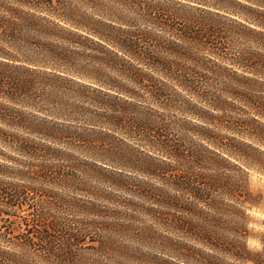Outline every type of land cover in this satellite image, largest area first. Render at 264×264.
Segmentation results:
<instances>
[{
    "label": "trees",
    "instance_id": "trees-1",
    "mask_svg": "<svg viewBox=\"0 0 264 264\" xmlns=\"http://www.w3.org/2000/svg\"><path fill=\"white\" fill-rule=\"evenodd\" d=\"M82 1L99 17L80 11L73 0H0V65L15 71L41 72L60 83L72 82L78 87L71 90L73 95L55 102L62 104V116L73 119L91 114L114 132L142 138L157 156H144L143 151L132 146L131 150H126V146L123 151L113 150L104 138L79 134L70 126L52 121L35 123L0 115L6 127L27 130L49 141L48 144L0 128V145L22 157L17 159L0 149V177H4L0 178V264H34L33 255L40 256L46 264H108L112 259L129 264L140 257L138 248L131 243L140 242L144 236L136 214L150 210L139 203L140 199L187 215H164L166 226L184 230L186 238L196 244L177 241L170 245L187 264H231L230 260L263 264L260 252L249 248L252 235L247 229V217L236 206L244 202V185L232 174L186 177L181 169L208 163L216 169L229 170L230 161L212 158L208 149L201 151L186 138L175 140L168 136L165 132L169 126L152 113L153 105L173 107L184 91L191 101H196L190 105H201L200 109L204 105L225 111L237 98L251 101L243 90L249 88L252 78L240 74L238 79L234 72L227 79L218 61L235 62L257 75L264 74V60L229 57L224 36L214 27L228 19L247 33L264 36V31L258 30L264 29V11L243 5L259 17H243L244 22H240L221 13L239 14L227 7L191 0L198 7L184 5L199 11V15L186 18L183 25H171L157 15L158 3L119 1V13H114V8L103 0ZM228 1L242 5L238 0ZM171 2L176 4L175 0ZM153 28L164 30L171 37L165 39ZM66 74L82 80L70 79ZM33 87L34 80L24 81L18 75L12 78L0 71L2 99L16 102L23 90ZM77 98L101 111L70 103ZM190 112L211 124L224 121L222 115L210 111L207 116ZM90 118L87 120L95 121ZM206 131L209 133L204 138L215 145L222 142L209 128ZM68 139L79 141L89 151L100 150L107 158L104 161L157 179L160 185L103 167L109 173L102 180L105 186L128 192L133 198L122 199L103 187L92 191L93 199L79 206L58 191L36 186L41 182L74 190L84 184L72 173L73 166L53 162L67 159L68 153L54 145H62ZM121 142L130 147L124 140ZM177 191L188 194L189 201L182 202ZM61 205L77 207L91 219L73 228L54 214ZM121 238H127L128 243ZM260 240L264 242V235ZM87 248L96 257L85 255Z\"/></svg>",
    "mask_w": 264,
    "mask_h": 264
},
{
    "label": "rangeland",
    "instance_id": "rangeland-1",
    "mask_svg": "<svg viewBox=\"0 0 264 264\" xmlns=\"http://www.w3.org/2000/svg\"><path fill=\"white\" fill-rule=\"evenodd\" d=\"M103 1L106 3L108 2L110 7L114 8L112 10L114 13H119L118 10H116L118 8L116 4L117 2H128L127 0ZM139 1H142L146 4L158 3L160 11L157 12V15L159 17H164L171 25H176L177 23V25H183L186 23V18H189L193 15H199V11L184 5V3H188L197 6V3L192 2L191 0H175L176 4L172 3L171 0ZM195 1H199L207 5H219L222 7H227L230 9V11H235L239 14H228L226 11H221V13L233 19H237L240 22H244L243 17H251L253 19L259 17L258 14L251 12L243 5H248L249 7H253L256 10L261 9L264 11V0H238L240 3H242V5L232 3L228 0ZM73 4L80 11L87 12L96 18L99 17V15L93 14V10L87 5L85 1L73 0ZM206 8L212 9L211 6H206ZM37 14L44 16V14L41 13ZM138 25L140 26V23ZM214 28L217 32L224 36L223 41L227 48V52L229 53V57L236 59L239 56H245L250 58L251 61H257L259 60V57H261L262 60H264V36H260L256 33H247L248 31H245L239 24L231 22L228 19H222L220 25ZM153 30L165 39L171 37L169 33L164 30H160L159 28H153ZM258 30L264 31L262 28H259ZM78 49L82 50L81 47H78ZM218 62L219 66L222 67V71L226 75L227 79L235 74L234 72L238 74V79L240 78V74H246L252 78L253 81L247 80L249 88L243 90L246 92V95L250 96L252 102L244 98H237L232 101L234 103L225 109V111H216L209 106L204 105V109H200L201 105H190L191 102L196 104V101H191L192 98L190 95L184 91L180 94L181 97L177 102H175L173 107L162 108L153 105V110H155V113L153 111L152 114L159 121L162 120L169 126V129L165 132V134L168 136L174 138L175 140H182L186 138L191 143V145L197 146V148H199L201 151L208 149L209 151L207 153L212 156V158L216 157L219 159L223 157L230 161V163L227 164V168L229 170L216 169L215 167L210 166L208 163L201 166L194 165L191 166L190 169H187L186 167H181V169L185 170L184 172L186 177L196 176L202 173L232 174L236 177V180H238L241 185H244V190L242 191V199L244 202L241 205L236 206L241 209L247 217V229L252 235L248 240L249 248L254 252H260L261 261L264 264V242L260 240L264 235V74L256 75L250 73L248 72L249 70H247L250 68L238 66V64H234L235 62L228 60L225 62ZM0 71H6L7 75L12 78L18 75L24 79V81H35V87L28 88L26 92L23 90L16 102H10L0 98V115H12L35 123H41L43 120L52 121L53 123L59 125L70 126L72 131H75L79 134H91L93 136L104 138L107 146L110 148L113 147V150L123 151L121 149H125V146L127 147L126 150H131L132 146L134 148L136 147L140 151H143L144 156L146 154L157 156L154 152H151L148 144H146L142 138H128L125 134L114 132L110 130L104 122H101L100 118H93V115L91 116V114H89V116L83 114L81 116H76L78 118L73 119L62 116L60 112L62 113V111L65 110H63L62 104H57L55 102H62V100H66L68 96L73 95L72 91L78 89V87L73 85L72 82L60 83V81L54 79L53 76H48L41 72H31L23 69L15 71L10 68H5L2 65H0ZM65 76L74 80H82L81 78L71 74H66ZM90 94L91 96H96V93ZM70 103H74L76 105L80 104L83 108L90 106L88 103H81L78 98L77 100H72ZM143 105L148 106L147 102H144ZM90 108H92L94 111H101L96 107L90 106ZM190 111H195V113H200L204 116H207L213 112L215 114L222 115L224 117V121L221 123L215 121L214 124H211L209 120L199 118ZM87 118L95 119V121H89ZM0 128L49 144V141H45L40 137L31 135L27 132V130L6 127L4 123L1 122V120ZM206 128H209L212 133H214V135L217 134L222 142H218V145H215L204 138L209 133L206 131ZM121 140H124L126 143H128L130 147L128 145H124ZM54 146L61 148L63 151L67 152L68 155L67 159L65 160L53 162H55V164L58 166H73L71 169L72 173L76 175V177H78V179L84 184L80 186V188L74 190L60 188L54 185H46L41 182H38L36 186L43 187L46 190L58 191L64 198L73 200L78 206L87 204L89 200L93 199L91 192L103 187L108 189L110 192L116 193L122 197V199L133 198L128 192L116 191L108 184L105 186L102 180L107 179L109 173L103 170V167H108L109 169H113L116 172L122 170L124 172L123 174H130L131 176L140 180L149 181L155 186L158 184L160 185V182L157 179H151L129 168L112 164V162H106V160L104 161V159L107 158L103 156V152L100 150L89 151L84 144L80 143L79 141H74V139H68L62 145L57 144ZM230 147H233V150H229ZM0 149L3 150L4 153L12 155L17 159L22 158L1 145ZM228 153H231L232 156ZM177 193L179 196H181L182 202L189 201L190 196L188 194H184L181 191H177ZM220 198L224 199L228 203H232L226 197H221L220 195ZM135 200L137 199L135 198ZM138 201L139 200H137V202ZM252 201L257 204L252 205L250 203ZM139 203L144 208L146 207L150 210L148 212L146 210H139V214H136L139 219L138 225L141 227V229H143L144 236H142L143 239L140 242H132L133 244L131 243L134 248H138L140 257L129 264H187L179 256V254L172 250L173 247L170 245L173 246L172 242L177 241L186 242L191 245H194V243L186 238L187 232L166 226L164 222V215L167 212L171 214L176 212L182 214L184 217L187 215L174 209L169 210L164 205H158L151 201L140 199ZM112 206L118 207V205ZM54 214L64 218L63 220L73 228H78L80 222H86L87 220L91 219L86 215V213L82 212L77 207H71L68 205H61L60 210L54 212ZM120 240L126 241L125 243H128L127 238H125V240L121 238ZM9 248H12V246H9ZM84 253L88 257H96L93 256V250L90 248L85 249ZM31 259L34 264H46L38 255H33ZM119 261L120 263L122 262V260L112 259L108 264H120L118 263ZM230 262L231 264H252L250 262L243 263L234 260H230Z\"/></svg>",
    "mask_w": 264,
    "mask_h": 264
}]
</instances>
